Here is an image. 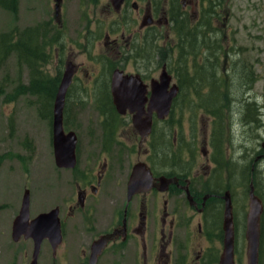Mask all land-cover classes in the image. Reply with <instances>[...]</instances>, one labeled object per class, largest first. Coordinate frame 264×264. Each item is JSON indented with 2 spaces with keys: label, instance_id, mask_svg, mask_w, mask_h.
Masks as SVG:
<instances>
[{
  "label": "flooded vegetation",
  "instance_id": "flooded-vegetation-1",
  "mask_svg": "<svg viewBox=\"0 0 264 264\" xmlns=\"http://www.w3.org/2000/svg\"><path fill=\"white\" fill-rule=\"evenodd\" d=\"M51 1L56 22L49 47L56 64L54 76H59L56 95L71 66L63 132L75 137L74 165L58 167L54 158V182L62 185L60 204L54 208L58 228L47 232L41 243L50 250L51 264H219L225 198L233 201L232 179L236 191L243 194L244 230L251 190L261 203L258 264H264V96L249 94L257 82L251 70L249 79L243 77L237 84L230 79V70L225 71V79H217L220 60L229 54L226 30L231 0H103L101 13L106 19H95L88 26L82 15L88 18L89 13L80 14L77 22L84 25L76 43L69 45L64 39L69 0ZM249 2L262 15L261 25L255 26L258 33L251 38L258 41L255 50L264 55V0ZM200 35L206 37L201 43L212 46L217 42L219 46L202 48L206 45L199 43ZM74 50L83 51L88 61L75 63ZM199 51L208 53V63H198ZM94 55L98 58L91 59ZM153 55L160 57V63H152ZM169 56H178L175 72ZM90 69L96 72L94 76ZM164 72L170 76L165 93L176 88V95L168 116L150 115L151 129L143 136L133 124L135 112L126 108L120 113L115 107L112 78L116 73L135 78L139 87L129 92L139 94L145 105L140 116L144 119L149 117L152 87L166 81L159 80ZM82 75L94 90L93 100L102 104L97 131L86 134L65 125V104L83 101L72 92ZM236 87L242 90L237 97ZM187 103L193 107L190 146L185 148L172 130V145L182 162L168 165V129L173 116L181 120ZM175 125L178 130L181 124L176 121ZM134 169L139 183L128 198ZM188 213L185 231L195 223L193 235L204 244L189 255L179 239L182 216ZM12 225L14 242L34 245L25 231L16 232L20 235L14 238Z\"/></svg>",
  "mask_w": 264,
  "mask_h": 264
},
{
  "label": "rangeland",
  "instance_id": "rangeland-1",
  "mask_svg": "<svg viewBox=\"0 0 264 264\" xmlns=\"http://www.w3.org/2000/svg\"><path fill=\"white\" fill-rule=\"evenodd\" d=\"M53 4L54 1L52 3L51 0H19L16 18L0 10V41L2 36H10L16 33V30L22 32L26 29L38 27L41 29L38 35L39 39H43V33L45 32L47 42L50 44L55 35L53 20L56 22ZM103 5V0H99L96 5L90 0L68 1L65 11L67 24L64 32L65 44L76 43L78 40V31L84 25L77 22L80 14L89 13L90 17L88 18L84 14L82 15L88 22V26H91L92 23L90 22L95 19H106V16L101 13ZM227 13L229 18L226 31L229 38V41H227L229 54H226L225 60H223L224 56L220 60L217 79H225V71L230 70V73H228L230 79L234 81V84H237L243 77L248 80L251 70L257 76V82L249 94L264 96V55H260L255 50L258 41L251 38L252 35L258 33L255 26L261 25L262 15L252 7L249 0H231ZM223 17L224 15L221 16V18ZM48 22H50V25ZM219 36L222 38L223 34ZM84 37L85 34L82 36L83 40ZM13 40L16 39L13 38ZM204 40H206L205 35L203 37L200 35L199 43L206 45L202 48H217L219 46L217 42L212 46L200 42ZM47 51L53 55L49 45ZM75 52V63L88 61V57L84 56L83 51ZM199 53L201 60L198 63H208L211 59L208 53H202V51H199ZM90 58L95 59L98 56L94 55ZM168 58L171 64L170 67L175 72L174 66L175 64L177 66L178 56H169ZM152 63H160V57L153 55ZM40 68L50 78L55 75L56 64L52 59L48 63H41ZM195 69L196 66H194V71ZM100 71L102 72V69L99 70L98 75ZM93 72L94 70H89V74ZM95 73L91 76H94ZM27 81L28 67L16 55L9 56L7 60L0 64V264H30L31 262L33 245L29 241H23L26 243L22 245L21 242H14L11 238L12 220L20 211L25 190L29 193V212L32 218L43 212H50L58 206L61 199L60 194L62 193L61 183L59 181L54 182L57 168L54 165L51 145L53 110L51 109V114H47L44 118L39 111L41 100L26 96V94L19 96L17 92L14 93L16 86L21 83L26 85ZM240 90L238 87L235 88L234 95L236 97L239 95ZM72 92L76 96H81L83 101L79 103L73 100L65 104V125L78 130L80 134H86V131H97V113L102 104L93 100L94 90L88 85L83 75L80 80H77ZM184 106L185 110L181 120L173 116L168 129V150L166 153L168 165L182 162L179 161L181 155L177 153L178 150L172 145L174 131H177V137L179 135V139L185 148L187 145L190 146L191 134L189 128L192 127L193 112L191 110H193V107L191 103ZM176 121L181 124L178 130L175 125ZM83 143H87V141L84 140ZM154 161L158 162L157 160ZM236 185V181L232 179L235 261L236 264H246V240L242 212L243 194L241 191H236ZM189 215L188 213L182 216V226L179 233V239L185 245L187 255L200 251V248L204 245L199 237L196 238L193 235L196 231L195 223L188 225L194 231L189 228L185 231V219ZM38 264H51L50 250L45 243L42 244Z\"/></svg>",
  "mask_w": 264,
  "mask_h": 264
},
{
  "label": "water",
  "instance_id": "water-1",
  "mask_svg": "<svg viewBox=\"0 0 264 264\" xmlns=\"http://www.w3.org/2000/svg\"><path fill=\"white\" fill-rule=\"evenodd\" d=\"M72 69L68 66L59 91L54 99L53 114H52V147L56 165L58 167H70L74 165V148L75 137L73 134L65 135L63 132V108L64 97L68 86L71 83ZM161 82L166 80L164 84H155L152 87V94L150 102L147 105L148 116L141 119L143 114L144 104L140 102L139 94H132L129 90L138 89L139 84L133 76H120L114 74L112 78L111 91L113 102L118 112L123 113L126 108L130 112H135L133 124L136 129L143 136L150 132L152 113L155 112L159 119L165 118L171 107L173 97L176 95V88L172 89L170 93H165L164 88L167 87L170 81V76L166 72L162 73L159 79ZM137 91V90H136ZM139 183L138 171L133 170L128 182V198L131 197L135 188ZM149 188V184H146ZM262 212L260 201L253 195L251 190L249 194V211L247 215L245 240H246V264H258V250H259V218ZM56 211L43 213L29 221V195L25 193L22 205L18 216L13 221L12 230L13 237L19 236L24 231L31 235L34 241L33 254L31 264H37V259L40 252V247L45 234L57 230L58 226L54 224ZM234 217L232 211V203L229 196L225 198V206L223 213V230L224 240L223 249L220 256L219 264H235L234 263ZM53 224V225H52ZM27 237V236H26Z\"/></svg>",
  "mask_w": 264,
  "mask_h": 264
},
{
  "label": "trees",
  "instance_id": "trees-1",
  "mask_svg": "<svg viewBox=\"0 0 264 264\" xmlns=\"http://www.w3.org/2000/svg\"><path fill=\"white\" fill-rule=\"evenodd\" d=\"M19 0H0V10L17 17ZM41 29L30 28L22 32L4 37L0 41V64L9 56L16 55L28 67V81L15 87L14 93L19 96H31L41 100L40 114L42 117L51 114L53 101L56 95L59 76L48 77L40 68L41 63L53 61V55L47 51L48 44L45 32L43 39H39ZM16 40H13V38ZM55 37V36H54ZM1 95V94H0Z\"/></svg>",
  "mask_w": 264,
  "mask_h": 264
}]
</instances>
